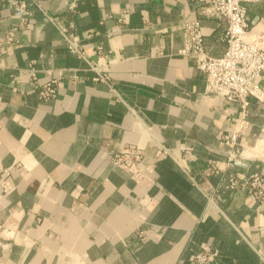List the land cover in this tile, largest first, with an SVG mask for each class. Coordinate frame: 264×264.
Instances as JSON below:
<instances>
[{"label": "crops", "instance_id": "obj_1", "mask_svg": "<svg viewBox=\"0 0 264 264\" xmlns=\"http://www.w3.org/2000/svg\"><path fill=\"white\" fill-rule=\"evenodd\" d=\"M12 1L0 0V264H198L207 246L210 264H264V203L223 191L210 169L225 167L240 106L181 54L183 20H200L212 56L226 49L225 22L195 0H38L26 19ZM248 20L254 37L264 0ZM102 61L109 84L94 80ZM49 78L57 96L44 100ZM251 101L233 168L264 174V102ZM159 142L169 154L157 157ZM128 143L144 149L143 180L111 161Z\"/></svg>", "mask_w": 264, "mask_h": 264}, {"label": "built area", "instance_id": "obj_2", "mask_svg": "<svg viewBox=\"0 0 264 264\" xmlns=\"http://www.w3.org/2000/svg\"><path fill=\"white\" fill-rule=\"evenodd\" d=\"M203 4L205 14L215 16L226 24L224 40L227 44L224 53L212 56L205 46V34L198 18L185 19L181 22L184 34V46L181 54L193 56L197 66L206 74V90L222 96L227 101L237 102L240 106L238 114L233 118L232 129L223 134V143L227 155L224 159L225 167L219 168L212 161L211 171L220 173L223 191L244 192L254 202L264 203V174L261 172H243L234 170L236 161L241 154V146L246 130L250 125L249 114L252 98L264 102V90L257 83V78H264V27L254 32V37H249L253 26L248 20L249 6L260 0H195ZM13 8L16 13L25 19L32 13V8L38 5V0H14ZM73 7V5H71ZM119 18L125 22V13ZM57 32L61 35L66 49L80 58H87V52L79 35L67 26L60 24L54 17H49ZM9 41L13 36H8ZM105 61L92 64L95 72L94 80L107 84L111 81L110 73L105 70ZM30 71L35 74L33 68ZM58 78H49L40 88L39 96L44 100H51L57 96ZM158 154H169L168 148L159 142ZM111 161L120 168L131 173L136 181L143 180L149 167H141L140 162L144 157V149L135 144L124 146L110 154ZM209 202L215 204L212 196ZM221 213H224L218 208ZM215 251L210 247L198 250L193 259L198 264H210Z\"/></svg>", "mask_w": 264, "mask_h": 264}, {"label": "water", "instance_id": "obj_3", "mask_svg": "<svg viewBox=\"0 0 264 264\" xmlns=\"http://www.w3.org/2000/svg\"><path fill=\"white\" fill-rule=\"evenodd\" d=\"M236 162H237V164H242L243 163L241 160H237Z\"/></svg>", "mask_w": 264, "mask_h": 264}]
</instances>
